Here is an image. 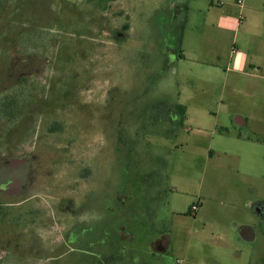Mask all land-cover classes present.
I'll use <instances>...</instances> for the list:
<instances>
[{"label":"rangeland","instance_id":"374dc122","mask_svg":"<svg viewBox=\"0 0 264 264\" xmlns=\"http://www.w3.org/2000/svg\"><path fill=\"white\" fill-rule=\"evenodd\" d=\"M106 1L0 0V264H264V0Z\"/></svg>","mask_w":264,"mask_h":264},{"label":"crops","instance_id":"0c3cea01","mask_svg":"<svg viewBox=\"0 0 264 264\" xmlns=\"http://www.w3.org/2000/svg\"><path fill=\"white\" fill-rule=\"evenodd\" d=\"M111 1H114V2H116V0H107L106 1V3L107 2H111ZM181 55H183V54H181ZM234 65H235V67L237 68V69H241V68H243L246 64H245V60H244V58L243 57H238V58H235V60H234ZM185 121H186V114H185ZM185 121H184V123H185ZM184 125V124H183ZM241 234H242V236L245 238V239H251V238H253L254 236H255V231L253 230V228L252 227H249V226H244V227H242L241 228Z\"/></svg>","mask_w":264,"mask_h":264},{"label":"trees","instance_id":"16d2710c","mask_svg":"<svg viewBox=\"0 0 264 264\" xmlns=\"http://www.w3.org/2000/svg\"><path fill=\"white\" fill-rule=\"evenodd\" d=\"M170 106L174 109V114H175L172 120L177 121L176 122L178 124L177 127L182 126L185 121L186 106L178 103L171 104ZM3 211L5 212V208H2V206H0V217L2 216Z\"/></svg>","mask_w":264,"mask_h":264},{"label":"built area","instance_id":"2783aa9c","mask_svg":"<svg viewBox=\"0 0 264 264\" xmlns=\"http://www.w3.org/2000/svg\"><path fill=\"white\" fill-rule=\"evenodd\" d=\"M242 3H243V0H239V4L242 5ZM237 52H238V51L235 50L234 48L231 50V53H232V54H235V53H237ZM191 210L196 211V210H197V205L192 204V205H191Z\"/></svg>","mask_w":264,"mask_h":264}]
</instances>
